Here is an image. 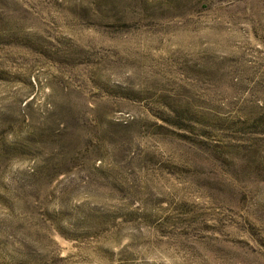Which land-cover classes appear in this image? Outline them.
<instances>
[{
    "label": "rangeland",
    "instance_id": "374dc122",
    "mask_svg": "<svg viewBox=\"0 0 264 264\" xmlns=\"http://www.w3.org/2000/svg\"><path fill=\"white\" fill-rule=\"evenodd\" d=\"M0 264H264V0H0Z\"/></svg>",
    "mask_w": 264,
    "mask_h": 264
}]
</instances>
